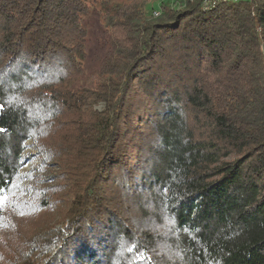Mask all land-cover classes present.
Instances as JSON below:
<instances>
[{"label":"trees","instance_id":"obj_1","mask_svg":"<svg viewBox=\"0 0 264 264\" xmlns=\"http://www.w3.org/2000/svg\"><path fill=\"white\" fill-rule=\"evenodd\" d=\"M149 12L0 0V264H264V0Z\"/></svg>","mask_w":264,"mask_h":264},{"label":"rangeland","instance_id":"obj_2","mask_svg":"<svg viewBox=\"0 0 264 264\" xmlns=\"http://www.w3.org/2000/svg\"><path fill=\"white\" fill-rule=\"evenodd\" d=\"M174 0H147V8L150 12H156L161 2L172 3ZM149 12V13H150ZM87 42L85 48V56L83 65L85 75H89L92 69L99 63V60L104 54L103 39L104 27L98 15L91 12L87 19ZM28 168V167H27ZM25 168V169H27Z\"/></svg>","mask_w":264,"mask_h":264},{"label":"built area","instance_id":"obj_3","mask_svg":"<svg viewBox=\"0 0 264 264\" xmlns=\"http://www.w3.org/2000/svg\"><path fill=\"white\" fill-rule=\"evenodd\" d=\"M240 0H201L202 7L204 9L212 8L218 4H223L227 2H238ZM158 12H154V15H157Z\"/></svg>","mask_w":264,"mask_h":264},{"label":"snow or ice","instance_id":"obj_4","mask_svg":"<svg viewBox=\"0 0 264 264\" xmlns=\"http://www.w3.org/2000/svg\"><path fill=\"white\" fill-rule=\"evenodd\" d=\"M0 131H3L2 129H0Z\"/></svg>","mask_w":264,"mask_h":264}]
</instances>
